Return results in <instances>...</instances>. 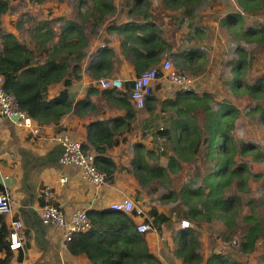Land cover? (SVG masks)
I'll return each instance as SVG.
<instances>
[{
    "label": "trees",
    "instance_id": "trees-1",
    "mask_svg": "<svg viewBox=\"0 0 264 264\" xmlns=\"http://www.w3.org/2000/svg\"><path fill=\"white\" fill-rule=\"evenodd\" d=\"M29 1L42 4L50 0ZM80 1L85 10L79 9L72 19L59 16L51 20H34L28 32L30 39L18 38L0 26V75L4 78V89L15 97L22 110L40 123L59 124L71 110L77 114H83L85 109L87 112L97 111V106L88 100L74 106L67 90L54 99H48L46 91L53 83L70 84V75L80 77L81 63L87 55L90 39L104 25L109 33L120 36L122 55L133 64L137 75L160 67L168 59L181 73L201 76L206 72L207 54L195 44L198 38H203L201 27H194L193 36L188 34L185 43L178 45L167 35L164 22L154 12L152 0H122L121 8H117L116 0ZM217 1L159 0L164 9L185 8V14L192 17L200 4ZM232 7L230 13L221 19V30L229 32L235 41L256 44L258 51H264V21L256 19L252 26L244 27L245 15L257 16L264 10V0H237ZM9 8L10 0H0V23ZM122 12H126L128 22L111 19L112 15ZM176 46L179 51H175ZM103 52L104 57L92 70L97 78L108 76L114 70L115 50L108 46L103 47ZM236 53L231 60L233 77L227 81V90L237 97L251 96L257 101L264 98V78L252 84L248 81L256 60L254 54L245 47L236 49ZM162 75L160 71L159 76ZM160 81L153 86L145 107L153 112L160 104L161 111L168 114L166 124L159 126L157 131L171 143L172 154L164 166H151L138 159L142 155L151 157L149 150L135 154V175L148 193H157L160 186L168 188L169 193L161 197V201L180 198L186 208L185 217L195 224L219 220L225 226L220 232L222 239L237 238L240 252L226 248L211 255L207 264H249L259 241L264 240V186L252 196L251 181L264 178V173L255 174L247 157L251 155L253 159L264 160L263 149L240 142L234 134L236 120L242 112L236 104L228 100L217 102L210 91L199 94L179 87L173 97L162 99ZM124 84L125 90L111 93L109 98L126 110V119H121L113 129L89 133V142L99 152L96 163L107 173V181L113 179L117 166L101 153L119 142L115 138L120 134L119 127L129 126L135 115L130 97L133 81ZM214 103L218 104L217 108ZM251 112L260 114L259 120L264 124L261 103H256ZM136 147L144 149L141 143ZM83 150L89 151L88 146L83 145ZM187 166L192 170L183 181ZM172 172H175V179L171 177ZM87 213L92 227L75 234L70 241L73 253H85L93 264H164L150 251L144 234L139 232L133 218L137 210L131 214L111 210H89ZM149 214L159 229L167 220L156 208L150 209ZM180 234L177 255L183 264H200L203 261L199 252L202 245L200 231L188 228ZM0 240V248L11 249L9 241L3 240V233H0ZM256 259L257 264H264V251Z\"/></svg>",
    "mask_w": 264,
    "mask_h": 264
},
{
    "label": "crops",
    "instance_id": "crops-1",
    "mask_svg": "<svg viewBox=\"0 0 264 264\" xmlns=\"http://www.w3.org/2000/svg\"><path fill=\"white\" fill-rule=\"evenodd\" d=\"M155 5L158 10H164L160 2ZM79 9L85 10L80 0H50L42 4H34L29 0H10V8L2 15L0 26L18 38L30 39L28 32L34 20H51L59 16L72 19ZM179 10L185 14V8ZM114 16L118 19L117 22L129 21L126 12L116 13L111 18ZM186 18L187 16L184 17ZM191 28H194L193 23ZM201 28L206 30L204 26ZM188 32L189 36H193V30ZM108 46L116 53L114 70L108 76L97 78L92 70L105 55L103 47ZM79 74V78L70 75V84L65 82L50 84L46 95L48 99H54L62 91L67 90L74 106L78 102L88 100L97 106L96 112H87L85 109L83 114H77L71 110L61 118L59 124H43L32 118V125H20L17 119L2 115L0 112V190L7 188L12 200V212L3 214L2 217L0 215V233H3L4 241H9L11 221L20 220L22 226L19 232L24 243L21 249L15 251L1 247L0 264H93L85 253L75 254L71 251L70 241L65 240L62 227L45 224L42 221L45 187L53 191L56 203L68 217L77 209L111 210L112 203L124 197L132 198L134 209L137 210L133 218L137 226L145 220L151 223L152 230L144 233V236L150 251L164 264H183L182 258L177 255L180 233L188 228H196L201 233L202 245L199 252L203 256V261L200 264H207L211 255L221 253L227 248L225 240L220 236V232L225 228L224 224L219 225L220 229H215L211 228V225L214 226L213 223L219 220L197 225L189 219L193 225L181 227L180 221L188 219L185 217L186 208L181 204V199L161 201V197L167 195L169 189L160 186L157 193H148L135 175L133 165L135 154H143L145 150L151 151V157L142 155L138 158L151 166L166 165L169 155L172 154L171 143L157 131L159 126L166 124L167 115L161 112V108L157 106L156 110L151 112L146 107L138 109L133 104L135 109L133 119L129 126L124 127L125 124L120 126L118 129L121 130L120 134L115 136L119 142L101 153L112 159L117 169L112 174L113 179L100 187L86 180L80 167L63 164L60 161L63 146L55 137L61 134L81 141L83 145L88 146L89 151L98 155L95 146L89 142V133L97 134L101 129H113L121 119L127 117L126 110L109 98L111 93L123 91L126 86L123 89L106 88L100 82L108 77H119L127 82L137 75L133 64L122 55L120 36L109 33L105 25L91 37ZM160 82L161 98L166 95L173 97V91L169 93V83L164 79ZM36 126L39 127V132L33 130ZM139 143L144 149L136 147ZM175 176V172H172V179H175ZM64 177L67 181L63 184ZM152 208H156L158 213L167 217V220L160 224V229L153 224L154 217L149 214ZM263 247L264 245L258 244L257 251L249 259V264H257L256 256L264 251Z\"/></svg>",
    "mask_w": 264,
    "mask_h": 264
},
{
    "label": "rangeland",
    "instance_id": "rangeland-1",
    "mask_svg": "<svg viewBox=\"0 0 264 264\" xmlns=\"http://www.w3.org/2000/svg\"><path fill=\"white\" fill-rule=\"evenodd\" d=\"M236 1L237 0H218L214 4L211 2L208 4L204 2L199 5V10L195 11L196 16L194 15L193 17L187 14H182L179 9L176 11L171 9H164L161 11L158 10L156 5L154 6V9L156 10L154 12L158 14L160 19L164 22L163 28L166 30L167 35L175 41V44L178 45H180V43H185L188 31L190 32L191 30H194V28H191V23L194 24V27H198L196 25H201V27L204 26L206 28V30L201 32L203 38H198L195 43L199 45L200 48L205 50L207 54V59L205 61L207 66H204L207 67V70L199 76L201 78L197 82L199 87L198 93L202 94L205 91H210L215 95L217 102L228 100L231 103L238 105L242 112L236 120L237 126L234 134L240 142L251 143L259 148L261 147L264 152V124L259 120L261 116L260 114H254L251 112V110L255 108L256 103H261V106H264V98L258 99L257 101L251 96L237 97L233 95L231 91L227 90V81L233 77L231 60L236 57V49L240 47H245L248 51L254 54V57L256 58L253 70L248 76V81L254 83L257 79L264 78V51H258L256 44L248 43L244 40H233L229 32L225 30L222 31L219 28L221 19L223 16L230 13L233 8V2ZM152 2L153 4H156L159 3V0H152ZM121 3L122 0H116L117 8H121ZM185 16H187L186 19H184ZM113 18H115V16ZM256 19L264 21V10H261L257 16L245 15L244 27L252 26L253 21ZM184 35L185 37L183 38ZM188 46L189 43H187V47ZM176 51H179L177 46ZM168 86L169 93L170 91L174 92L177 88L171 83H169ZM168 97H170V95H166L162 99H166ZM214 106L217 108L218 104L214 103ZM158 107L161 108V105L159 104ZM247 160L249 161L250 167L255 174L264 173V160L253 159L251 155L247 157ZM191 170L192 169L187 166L183 179H187L189 177ZM251 185L253 189L252 196H256L259 189L264 186V178L252 180ZM221 223V221H216L213 223L214 226L211 225V228L220 229L219 225H221ZM226 245L227 249L240 252L239 244ZM253 254L255 253H252L251 256Z\"/></svg>",
    "mask_w": 264,
    "mask_h": 264
},
{
    "label": "built area",
    "instance_id": "built-area-1",
    "mask_svg": "<svg viewBox=\"0 0 264 264\" xmlns=\"http://www.w3.org/2000/svg\"><path fill=\"white\" fill-rule=\"evenodd\" d=\"M163 75L159 76V72ZM201 77L193 76L187 73L179 72L171 59L164 60L161 66H156L151 69L143 71L141 74L136 75L132 81L133 85L130 91V97L136 108L142 109L146 105L148 97L152 94L153 86L160 80H166L179 88H185L193 90L198 93V84ZM103 87L120 88L123 89L124 81L119 77H108L102 79ZM0 112L2 115L13 117L17 115V122L20 125H32V117L27 112L22 110L15 97L6 92L4 89V78L0 75ZM35 132H39V127H34ZM61 142L63 146V153L60 157V161L63 164L75 165L82 169L83 177L94 184L96 187L107 182V173L101 170L96 163V154L91 151L85 152L83 150V144L81 141L74 140L67 135H59L55 137ZM164 149L163 147L161 148ZM67 178L62 179L64 184ZM43 197L45 203L42 207L41 218L45 224H54L64 229V237L66 241H72L75 234L86 232L91 227V220L88 216L87 210L77 209L70 217L65 215L59 205L56 203V198L53 191L49 187H45L43 190ZM135 208V204L132 198L124 197L111 204V211L125 212L131 214ZM12 212V200L10 191L5 188L0 190V213L7 215ZM140 213V212H139ZM181 227H190L193 223L189 219H182L180 221ZM11 231L9 233V244L11 250H19L23 247V239L20 235V228L22 222L20 220L11 221ZM138 230L140 233H147L152 230V225L149 221L145 220L138 224ZM225 244H239L236 238L225 241ZM259 245H264V240L259 241Z\"/></svg>",
    "mask_w": 264,
    "mask_h": 264
},
{
    "label": "water",
    "instance_id": "water-1",
    "mask_svg": "<svg viewBox=\"0 0 264 264\" xmlns=\"http://www.w3.org/2000/svg\"><path fill=\"white\" fill-rule=\"evenodd\" d=\"M14 119H17V115L13 116Z\"/></svg>",
    "mask_w": 264,
    "mask_h": 264
}]
</instances>
